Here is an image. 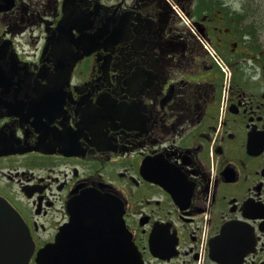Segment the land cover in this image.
Returning <instances> with one entry per match:
<instances>
[{
  "label": "flooded vegetation",
  "instance_id": "1",
  "mask_svg": "<svg viewBox=\"0 0 264 264\" xmlns=\"http://www.w3.org/2000/svg\"><path fill=\"white\" fill-rule=\"evenodd\" d=\"M239 9L0 0V197L27 264L127 263L110 196L142 264H264V26Z\"/></svg>",
  "mask_w": 264,
  "mask_h": 264
},
{
  "label": "water",
  "instance_id": "2",
  "mask_svg": "<svg viewBox=\"0 0 264 264\" xmlns=\"http://www.w3.org/2000/svg\"><path fill=\"white\" fill-rule=\"evenodd\" d=\"M89 197V196H86ZM111 214L108 219H112V227L115 238L124 235L125 250L130 252L127 257V263L124 264H142L138 250L132 241L125 237L123 219L115 198L110 196ZM122 246V247H123ZM33 244L30 235L27 232L24 222L18 212L12 209L5 199L0 198V264H27ZM39 264H44V256L39 258ZM116 264H123L117 262Z\"/></svg>",
  "mask_w": 264,
  "mask_h": 264
},
{
  "label": "trees",
  "instance_id": "3",
  "mask_svg": "<svg viewBox=\"0 0 264 264\" xmlns=\"http://www.w3.org/2000/svg\"><path fill=\"white\" fill-rule=\"evenodd\" d=\"M245 1L248 3L247 5H254V0H243L242 3H245ZM249 7V6H248ZM256 7V6H255ZM245 10V11H244ZM241 14H238V22L242 23L244 22H255V23H262L264 24V11H261L257 8H252L251 11L249 9H244ZM256 25L253 27L245 26L243 27L244 30L247 32H251L253 28H255Z\"/></svg>",
  "mask_w": 264,
  "mask_h": 264
},
{
  "label": "rangeland",
  "instance_id": "4",
  "mask_svg": "<svg viewBox=\"0 0 264 264\" xmlns=\"http://www.w3.org/2000/svg\"><path fill=\"white\" fill-rule=\"evenodd\" d=\"M243 0H233V3L236 4V7L242 8V5L244 4L245 6H247V2L245 1V3H242ZM254 5H249V6H253L254 8H256L255 6H257L258 9H260L261 11H264V0H254ZM242 3V5H241ZM240 5V6H239ZM240 10V9H239Z\"/></svg>",
  "mask_w": 264,
  "mask_h": 264
}]
</instances>
